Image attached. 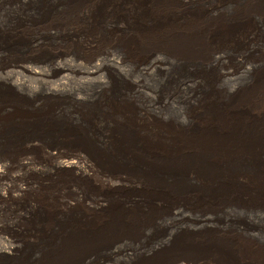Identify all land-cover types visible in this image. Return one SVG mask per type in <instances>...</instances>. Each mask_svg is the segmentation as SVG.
Segmentation results:
<instances>
[{
    "label": "bare ground",
    "instance_id": "bare-ground-1",
    "mask_svg": "<svg viewBox=\"0 0 264 264\" xmlns=\"http://www.w3.org/2000/svg\"><path fill=\"white\" fill-rule=\"evenodd\" d=\"M263 85L264 0H0V104L35 131L18 137L20 198L44 264H108L118 244L143 253L134 264H264L251 233L264 223ZM52 132L83 151L64 157ZM42 151L55 179L72 175L48 199ZM92 176L133 193L80 209L67 198L85 202Z\"/></svg>",
    "mask_w": 264,
    "mask_h": 264
},
{
    "label": "rangeland",
    "instance_id": "rangeland-1",
    "mask_svg": "<svg viewBox=\"0 0 264 264\" xmlns=\"http://www.w3.org/2000/svg\"><path fill=\"white\" fill-rule=\"evenodd\" d=\"M158 79L159 78L157 77L156 80H151L150 83L152 82L151 83L152 85L155 83L154 84L155 86L157 84L155 81H157ZM159 80H161V78ZM225 85L229 88L231 84L225 83ZM253 108L258 112L264 110V85L260 89V93L257 96V98L254 99ZM171 109L173 110L171 111ZM171 109H169L170 111L169 110L166 111L165 117L168 116L170 118L173 119L177 118L179 120L184 118L183 115H185V113L183 112V110L181 109L178 110L177 108H171ZM4 111H5V104H0V126H3L0 127V165H1L0 169L2 171V176L0 177V248L10 247V250H7V254H0V264H42V263L44 264L46 263V261L45 259H43L42 255L46 254L48 250L44 248L45 244L42 242V240L39 239L38 236L32 234L31 232L29 233V231L25 229L27 225V221L25 219L23 220V213L21 206L22 201L20 198L21 195L20 184L23 183V180L21 179L23 176L21 175L24 174V172L21 169L20 162L23 159L21 151H23L24 147H21L22 143L19 142L21 140L19 138H21L20 136L24 134V132L31 133L32 130L30 129V131L29 130L25 131L26 129H28L25 120H21L20 117H17L18 119L17 118L10 119L8 116L4 115ZM168 111L170 113L167 114ZM65 115H63L64 116L63 117L61 114L62 117L54 119V121L56 120V122L58 121L61 122L59 124L63 123V125L58 124L59 126H63V127L66 125L68 127L70 126L77 128L79 127L78 125L72 124L73 121L74 122L77 121L72 119L71 116L69 119V116L66 115L65 117ZM10 124L12 128L10 127ZM29 126L30 125H28V127ZM32 133H35V131ZM52 133L49 134L46 133L44 135L42 134L43 139L45 136L44 139L45 143H49V144L51 143L53 145L56 144V146L61 150L62 155L64 157H75L81 151H83L82 146L74 144L72 141L68 139H64V137L59 136L57 132H54L53 134ZM14 134L16 136H14ZM54 134L56 137L53 136ZM13 136L19 138H18V142L15 138L11 140L10 143L15 144V146L10 148L9 147L10 143H8V141ZM48 137L52 139H49ZM47 139H49V142H47L48 141ZM37 158H38L37 160L40 163L43 162L42 164L44 166L47 165L50 167V171L48 170L45 176L43 177L45 185L42 192L47 199H48L47 194L50 196V198H53L55 195L59 194L57 192L58 189H64L69 185L72 175L70 173H64L61 174V177L55 179L57 177V172L55 169H52L53 160L49 159L48 156L43 151L37 153ZM33 179L36 180V177L35 178L33 177ZM53 180L56 181L54 182ZM91 181H87V180L84 181V184L86 185V188L88 190L87 192L88 196L84 200L85 202L78 203V201L75 200L73 196L67 193L68 191L66 192L67 194H69L67 200L75 204L76 207L87 210L88 208L86 206L93 207L95 204L101 202V200L104 198V195L113 194L114 192H119L125 195L133 193V190L132 188H130L129 185L125 187L122 185L123 186V187L121 186L122 188L117 189L114 188L112 185H110L101 176H92ZM57 198L62 199L61 196H57ZM251 233L256 238L264 239V223L263 224L256 223ZM118 245L121 246V248H115L114 250L115 254L109 255V252L108 253L104 252L105 255L104 253L102 254L103 255L102 258L106 259V262L108 264H134L139 259L143 258V253H139L138 250L132 249L131 247L129 249H126L125 247L122 246V244H118ZM39 248L41 250H39ZM131 249L133 250V252ZM147 249H149V247ZM134 251L136 254L134 253ZM136 251L138 252V254ZM64 262L67 264L71 263L69 260H65ZM181 264H212V263L195 261L191 258H188L185 261L181 262Z\"/></svg>",
    "mask_w": 264,
    "mask_h": 264
}]
</instances>
